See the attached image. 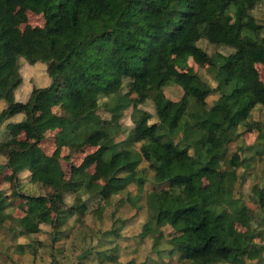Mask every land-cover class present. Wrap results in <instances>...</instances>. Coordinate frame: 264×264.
Wrapping results in <instances>:
<instances>
[{
	"label": "trees",
	"instance_id": "obj_1",
	"mask_svg": "<svg viewBox=\"0 0 264 264\" xmlns=\"http://www.w3.org/2000/svg\"><path fill=\"white\" fill-rule=\"evenodd\" d=\"M260 1L0 0V127L5 122L0 155L6 158L0 171H12V194L26 202V212L16 219L18 230L36 233L41 224L55 227L86 212L102 221L108 190L135 184L134 194L120 197L118 205L134 206L129 218L141 221V241L148 236L158 245L159 233L169 228L163 255L176 254L179 264H264V243L255 241L264 217L253 226L252 209L235 191L244 160L238 152L228 155L229 143L241 135V128L257 130L258 144L262 142L257 152L264 150V128L251 119L256 107H264V81L256 68V63L264 67V34L252 14ZM18 8L42 14L43 26L24 37ZM223 16L238 23L230 41ZM202 40L233 49L228 55L208 56L207 74L215 86L197 72L179 71L170 60L172 53L199 56ZM21 60L46 65L49 78L47 85L33 87L24 102L16 100ZM173 84L181 87V97L158 110L157 95ZM214 92L218 95L210 104ZM148 99L156 105L155 121L141 107ZM58 104L62 113L51 117L58 129L56 146L70 151L96 147L94 170H80L72 179L65 177L59 159L40 147L45 133L35 123L38 113ZM100 108L110 117H102ZM128 108L133 125L126 131L120 119ZM25 127L36 133L34 141L19 136ZM122 133L126 136L117 141ZM21 171H28L30 181L48 192H18ZM147 182L151 187L146 191ZM252 191L264 211V186L255 185ZM69 193L80 203L67 206ZM7 196L0 190V229L15 221ZM236 223L244 228L242 236ZM32 246L27 250L19 243V252L27 250L35 257ZM69 253L74 254V247ZM75 255V264L87 257L83 252ZM99 255L108 256L105 251ZM50 257L55 264L61 258L54 251Z\"/></svg>",
	"mask_w": 264,
	"mask_h": 264
},
{
	"label": "rangeland",
	"instance_id": "obj_2",
	"mask_svg": "<svg viewBox=\"0 0 264 264\" xmlns=\"http://www.w3.org/2000/svg\"><path fill=\"white\" fill-rule=\"evenodd\" d=\"M16 14L20 19L19 27L24 37L30 36L36 27L43 26L44 24V17L42 14L32 13L25 8H18ZM252 14L257 22L262 25L264 34V1L257 3L252 10ZM222 19L229 29V35L226 39L230 41L236 32L238 23L236 19L228 18L227 16H223ZM201 46L204 52L199 56H194L189 53H172L170 55V60L179 71L197 72L202 78H207V80L215 86L216 83L214 79L207 74V67L209 66L208 56L213 55L215 52L228 55L233 53V49L228 46L215 47L205 40L201 41ZM233 58L234 56H231V59ZM256 68L261 80L264 81V67L260 63H256ZM20 74L22 76V83L16 93V100L18 101L24 102L33 87L44 86L49 83L46 65L42 63L29 64L25 60H21ZM181 95L182 89L180 86L176 84L166 86L162 92L157 95V109L160 110L169 100H178ZM217 95L218 94L214 92L209 96L208 101L210 104L217 98ZM1 107L2 104H0V110ZM141 107L152 114L153 118L151 121L156 120L157 109L152 99H148ZM62 111V104L55 105L48 111L38 113L35 123L45 133L44 139L40 142V147L46 154L56 156L62 168L65 170V177L72 179L80 170H87L88 172L94 170L95 161L92 157V153L95 151L96 147L87 145L81 151H70L68 147L56 146L54 136L58 129L51 117L62 113ZM99 113L104 118L110 117L109 113L105 112L102 108L99 109ZM130 114L131 108H128L124 111V115L120 119V123L123 128H126V131L133 125ZM251 119L252 121L260 123L264 128V107H256L252 112ZM4 125L5 122L0 127L1 139L3 138L2 129ZM240 131L241 135L229 143L228 155L232 152H238L244 160L243 164L237 169L238 181L235 184V191L240 194L243 201L252 209L256 219L252 224L255 226L259 222V217H264V211L255 203V197L252 191V187L255 185L259 187L264 186V150L261 154L257 152L262 148V142L258 144L257 130L249 132L241 128ZM35 135L36 133L29 127H25L19 136L29 141H34ZM125 136L126 133L120 134L117 141L123 139ZM5 160L6 158L0 155V164L5 162ZM222 168L224 169V166ZM12 176L13 173L8 168L0 171V190L8 195V202H10L9 211L15 219V221L7 223L0 229V264H55L51 262L52 258L50 257L53 251L58 258L61 257L60 260H57L58 264H75V262L78 261L75 254H81L82 252L84 256H87L84 258L82 264H124L129 260H134L136 263L145 262V264H179L175 259L176 254L173 257L165 254V256L163 255V253L168 250V245L166 243L168 237L166 235L169 228H163L161 233H159L158 245H154L153 239L148 236L146 238L147 240L141 241L139 237L141 221L138 222V220H134L133 222L129 218L135 212L134 206L131 205V203H122L118 205L120 197H125L132 192L134 194L136 190L135 184L116 185L108 190L110 199L108 207L103 212L102 221L94 219L93 214L86 212L84 215L75 214V216H71V223L67 220V222H61L60 225H55V227H53L52 224H41V228L38 232L30 233L29 231L21 232V230H18L20 227L16 219L26 212L27 206L24 199L12 194V189L10 187ZM18 176V192L29 195H41L48 192V189L39 183L30 181V173L28 171H21L18 173ZM203 182L204 185H207L209 179L205 178ZM144 187L147 191L151 187V183L147 182ZM76 197V194L69 193L65 198L66 205L71 206L80 203L76 201ZM92 207L95 209L97 205L93 204ZM115 207L116 210L113 212ZM117 218H122L123 223L117 220ZM80 223H84L85 227L79 228L78 226ZM119 227L120 230L118 232L116 229ZM235 227L242 236L244 228L237 223ZM59 229L60 232L58 233ZM97 229L98 234L93 236V233ZM257 229L261 232V235L256 237L255 241L264 243V224L257 226ZM64 237H66V239ZM74 237H77L78 241H76V239L71 241ZM98 237L101 238L99 239ZM62 238L65 240H60ZM19 243L25 244L26 249L27 246L30 249L31 245H33L32 248H35L37 251L36 256L32 257L29 251H27L28 249L25 253H20L18 248ZM53 244L56 248L55 250H53ZM72 247H74V254L69 253L72 251ZM155 248L159 249L157 255H163L164 259L163 256L160 257L158 255L159 257H157L154 251ZM100 251H105L108 256L102 258L101 255H99ZM107 257H109V259H107ZM112 257H115V259L111 260ZM66 258L69 260H66ZM249 264H260V261H249Z\"/></svg>",
	"mask_w": 264,
	"mask_h": 264
},
{
	"label": "crops",
	"instance_id": "obj_3",
	"mask_svg": "<svg viewBox=\"0 0 264 264\" xmlns=\"http://www.w3.org/2000/svg\"><path fill=\"white\" fill-rule=\"evenodd\" d=\"M48 82H49V81H48ZM29 95H30V94H29ZM29 95H28V97H29ZM28 97H27V99H28ZM27 99H26V100H27ZM26 100H25V101H26ZM24 139H25V138H24ZM23 215H24V214H23ZM23 215H22V216H23ZM62 239H63V238H62ZM62 239H60V240H62ZM60 240H59V241H60ZM60 242H61V241H60Z\"/></svg>",
	"mask_w": 264,
	"mask_h": 264
}]
</instances>
